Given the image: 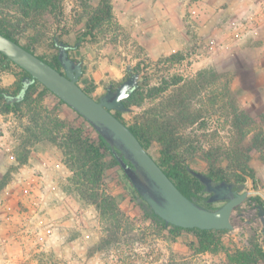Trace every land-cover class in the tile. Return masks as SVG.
Returning <instances> with one entry per match:
<instances>
[{
    "label": "rangeland",
    "instance_id": "obj_1",
    "mask_svg": "<svg viewBox=\"0 0 264 264\" xmlns=\"http://www.w3.org/2000/svg\"><path fill=\"white\" fill-rule=\"evenodd\" d=\"M121 1L111 0L112 21L105 22L89 35H83L86 11L94 7L98 0H56L54 9L37 18L35 28L19 33V41L30 45L35 54L47 59L57 52L52 45L53 39L68 43L69 56L78 61L84 58L81 64L87 66L86 71H83L85 74L82 72L79 76L78 84L87 88L95 99L105 93L108 87L114 88L123 81L129 75L128 67L130 71L138 73L137 81L138 85L141 84L143 99L127 107V111H122L126 123H131L142 111L164 98L174 89L175 79L191 80L198 71L204 69L217 71L215 83L201 87L191 97L193 107L200 109L202 117L182 132L190 141L183 146L190 147L184 153L189 167L203 172L206 162L202 152L212 145L226 143L231 136L227 110L221 108V95L226 93L225 87L234 92L240 108L252 115L264 113V21H259L249 31L239 32L240 36L235 35L231 26L232 21L253 16L257 11L258 0H184L188 8L182 20L179 17L176 20V0H164L161 9H167L168 25H161L164 28L163 35L173 27L174 39L163 38L161 33L153 34L152 39H149L138 11L132 12V23L123 22L129 9L123 7L126 2L121 5ZM210 7L217 12H214L213 23L198 29L202 17L211 13ZM0 11L20 17L13 6L7 8L0 5ZM131 14L127 16L128 19ZM189 20L192 22L189 23ZM178 25L184 26L183 33L177 29ZM10 78L13 75L8 70H0V85L7 86ZM50 101L49 98L46 103ZM61 106L59 115L71 119L74 114L70 108L63 105L69 112L66 115L61 111ZM8 114L0 120V135L4 136V145L15 147L21 122L25 119L13 113ZM259 126L264 133V123ZM10 136L14 137L11 138L13 141ZM32 147H36L40 153L38 163L41 164L43 158H49L64 164L60 150L57 148L59 153H56L53 144L41 141ZM148 152L154 159L158 158L156 144L149 147ZM29 157L31 161L27 160V165L38 160L30 154ZM226 163L224 158L220 160L222 167ZM13 164L8 151L0 146V176ZM250 165L255 171V180L252 182L247 179L237 189L238 192H247V198L231 214L232 229L222 235L225 250L243 248L255 235L260 236L264 245L257 210L249 204V197L255 195L264 201V160L253 157ZM67 175H70L69 171ZM58 180H63L62 184L65 185L66 180ZM105 184L108 193L116 197L120 209L130 220V228L121 232L117 242L100 247L99 240L103 234L101 220L94 207L83 202L82 223L85 231L83 234L78 232L75 242L71 244L75 254L76 248L81 253L74 260L75 264H213L224 260L223 251L214 255L194 253L188 246L194 239L190 233L184 232L174 240L166 237L163 231L144 217L139 198L118 166H108ZM221 204L213 202V207ZM44 260L54 263L66 261V258L63 254L52 252V255L46 254Z\"/></svg>",
    "mask_w": 264,
    "mask_h": 264
},
{
    "label": "trees",
    "instance_id": "obj_2",
    "mask_svg": "<svg viewBox=\"0 0 264 264\" xmlns=\"http://www.w3.org/2000/svg\"><path fill=\"white\" fill-rule=\"evenodd\" d=\"M55 1L0 0V5L7 8L13 6L20 15L18 17L0 11V33L35 54L30 45L20 43L18 35L21 31L35 28L37 18L54 9ZM112 18L111 0H98L94 7L86 11L83 35L91 34L105 22L112 21ZM52 45L57 49L54 39ZM35 55L56 70L62 71L57 52L50 59ZM0 70H8L14 77L11 85H0V113H13L18 118L25 119L21 122V130L13 150L14 164L0 176V191L12 179V172L27 162L31 147L38 142L47 141L60 150L63 163L70 172L64 190L75 193L80 201L92 205L101 220L103 234L99 246L117 242L121 232L130 228L131 222L120 209L116 197L108 193L106 188L105 171L108 166L116 165L121 169L111 147L79 113L1 52ZM217 77L218 73L214 69H204L198 71L191 80L175 79L174 89L152 107L142 111L131 123L125 122L121 111L112 110L147 152L153 144L158 146V158L154 160L159 167L187 198L208 209L215 207L213 202L207 201L208 194L204 185L189 172L191 168L184 153L190 147L183 146L190 141L182 132L202 117L200 109L193 107L191 97L201 87L213 83ZM181 81L183 82L180 84ZM82 89L90 95L87 88ZM141 89L139 84L131 91L123 101L125 107L142 101ZM224 89L226 93L221 95V108L227 110L231 136L226 143L212 145L202 152V158L206 162L202 173L212 178L214 183L222 180L233 183L237 190L247 179L252 182L255 180L251 159L256 157L264 160V133L259 126L264 123V113L250 114L238 106L234 92L227 87ZM49 98L51 101L48 104L46 100ZM214 98L216 100L215 96ZM61 105L70 108L74 114L71 119L59 115ZM222 158L227 162L225 167L220 165ZM122 173L129 181L125 173ZM130 185L133 187L131 182ZM133 191L139 198L144 217L169 239L174 240L186 232L193 235L194 239L188 246L194 253L214 255L223 251L224 260L213 264H264V245L259 235L252 236L243 248L225 250L222 235L227 229H201L166 223L148 209L134 187ZM249 204H260L264 209V201L258 195L249 197Z\"/></svg>",
    "mask_w": 264,
    "mask_h": 264
},
{
    "label": "water",
    "instance_id": "obj_3",
    "mask_svg": "<svg viewBox=\"0 0 264 264\" xmlns=\"http://www.w3.org/2000/svg\"><path fill=\"white\" fill-rule=\"evenodd\" d=\"M57 58L63 71H58L35 54L0 33V52L25 69L69 107L79 113L108 143L125 173L149 210L166 223L201 229H232L231 214L247 198L234 184L222 180L214 183L206 174L189 169L208 193V202H222L213 209L205 208L187 198L163 172L153 157L142 147L134 134L112 110L127 111L123 101L138 86V73L129 75L116 87H108L98 99L87 94L78 84L82 74L81 61L68 54L70 45L54 39ZM264 236V209L254 206Z\"/></svg>",
    "mask_w": 264,
    "mask_h": 264
},
{
    "label": "crops",
    "instance_id": "obj_4",
    "mask_svg": "<svg viewBox=\"0 0 264 264\" xmlns=\"http://www.w3.org/2000/svg\"><path fill=\"white\" fill-rule=\"evenodd\" d=\"M125 2L123 7L129 10L123 22L132 23V15L138 11L140 12L138 16H141V21L147 28L149 39H152L153 34L159 33L163 38H175L173 27L166 35H163L164 28L161 25H168L167 9H161L164 0H123L119 3L123 5ZM185 3L184 0H176V20H178L177 17L183 19L188 8L185 7ZM207 11L211 13L209 16L202 17L203 20L198 29L200 27L204 29L209 23H213L217 12L212 7L210 11L209 9ZM130 14L128 19L127 16ZM177 29L182 30L183 33L184 26L178 25ZM72 50L75 51L74 48ZM68 53L70 54V50ZM82 62L84 63V58ZM86 67L82 66V72L86 71ZM90 78V80L93 79L92 76ZM13 80L14 77L10 78L7 86L11 85ZM93 82L96 83V81ZM61 111L66 115L69 114L63 105ZM7 115L9 114L0 113V120L2 121V118ZM11 138L14 139L10 136ZM36 149L31 147L30 155L38 159L40 153ZM54 150L59 153L55 145ZM12 161L14 163V160ZM28 161H31L30 157ZM39 161L40 159L20 166L13 173L12 180L0 191V264H51L53 262H46L44 259L46 254L52 255V252L58 255L63 254L66 258V261L53 264H75L74 260L81 256L77 248L76 254L74 253V246L71 244L75 242L74 238L79 235L78 232L83 234L85 231V225L82 223L84 203L75 193L72 196V192L65 191L63 187L66 183L63 185V180H58H66L68 176V170L64 164L49 158H43L41 164L38 163Z\"/></svg>",
    "mask_w": 264,
    "mask_h": 264
},
{
    "label": "built area",
    "instance_id": "obj_5",
    "mask_svg": "<svg viewBox=\"0 0 264 264\" xmlns=\"http://www.w3.org/2000/svg\"><path fill=\"white\" fill-rule=\"evenodd\" d=\"M259 21H264V0H258L257 2V11L254 13L253 16L249 15L245 18L240 19V21H232L231 26L232 29L235 33V35L240 36L239 32L242 33V31H249L250 28L255 26ZM3 135H0V146H4L5 150L8 151L9 157L14 160V155H13V148L11 146H6L4 145L3 141ZM86 236H88L86 234Z\"/></svg>",
    "mask_w": 264,
    "mask_h": 264
},
{
    "label": "flooded vegetation",
    "instance_id": "obj_6",
    "mask_svg": "<svg viewBox=\"0 0 264 264\" xmlns=\"http://www.w3.org/2000/svg\"><path fill=\"white\" fill-rule=\"evenodd\" d=\"M61 69H62V67H61ZM63 71V70H62ZM79 79V78H78Z\"/></svg>",
    "mask_w": 264,
    "mask_h": 264
}]
</instances>
